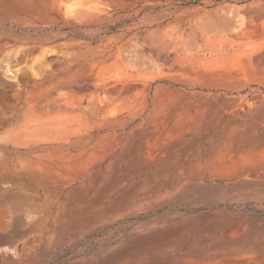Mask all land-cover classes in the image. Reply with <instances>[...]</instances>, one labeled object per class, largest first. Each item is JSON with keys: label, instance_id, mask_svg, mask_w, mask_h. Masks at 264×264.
<instances>
[{"label": "rangeland", "instance_id": "374dc122", "mask_svg": "<svg viewBox=\"0 0 264 264\" xmlns=\"http://www.w3.org/2000/svg\"><path fill=\"white\" fill-rule=\"evenodd\" d=\"M0 264H264V0H0Z\"/></svg>", "mask_w": 264, "mask_h": 264}]
</instances>
